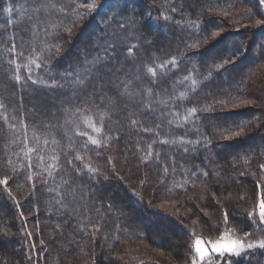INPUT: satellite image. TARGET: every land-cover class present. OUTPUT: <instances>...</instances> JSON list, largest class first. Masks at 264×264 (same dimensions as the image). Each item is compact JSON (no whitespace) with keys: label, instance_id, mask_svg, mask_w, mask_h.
<instances>
[{"label":"trees","instance_id":"obj_1","mask_svg":"<svg viewBox=\"0 0 264 264\" xmlns=\"http://www.w3.org/2000/svg\"><path fill=\"white\" fill-rule=\"evenodd\" d=\"M60 2L68 9V15L61 13L51 19V23L59 27L48 40L59 45V51L53 48L46 61L47 67L39 70L45 78L55 76L69 65L75 67L83 50L113 40L121 46L137 45L133 53L141 62L149 57L164 61L175 56L181 62V74L186 75L184 69L195 65L199 75L204 76L209 63L204 54L223 37L220 47L224 56L238 49L235 62L214 72L208 86L190 93L189 100L184 103L204 106L224 98L228 104L227 107L217 105L215 111L200 112V132L194 131L191 125L172 129L174 136L187 132L192 140L207 137L211 140V150L201 145L198 151L185 154L176 148L168 152L159 143L153 145V149L161 151L162 155L173 156L177 164L175 178L164 183L160 180L161 165L144 163L140 159L147 151L152 134H137L122 127L123 117L121 124H108L106 132L113 137L110 145L98 149L90 145L93 150L84 154V163L101 173L98 181L93 178L91 182L89 174H84L82 183L89 200L87 213L82 210L80 214H56L47 204L54 193L47 192L39 178L28 183L24 179V170L18 168V174L9 172V189L15 200L4 191L5 186L0 185V264H166L163 260L169 264H190L193 233L207 242L229 230L234 238L253 232L257 225L249 212H254L258 220L257 204L264 197V171L259 168L264 158L258 155L259 148L264 145V48L259 46L264 25L255 24L257 19L264 20L259 0H126L124 13L135 17L137 29L132 34L118 30L119 34L115 36L111 30L101 31L96 12L76 7L91 0ZM108 2L115 5L124 0ZM9 3L14 8L11 17L3 12ZM23 3L24 0H0V25H4L0 28V100L6 105L4 111L9 122L17 124V131H20L18 121L21 116L18 105L22 103L27 110L35 103L32 99L34 86L29 83L22 88L8 78L9 35L15 34L18 45L22 35H30L21 31L18 25L7 24L9 18L18 19L15 9ZM209 5L211 11L207 10ZM172 8L177 11H171ZM162 14L168 15L169 20L166 21ZM197 16L201 18V41L213 31L219 32L220 37H209L207 43L189 49L186 43L192 40L186 26L189 19L196 20ZM43 39L41 32L37 47ZM241 43L246 47L241 48ZM25 51L27 54V44ZM27 71L22 67L21 75L25 76ZM175 78V74H170L164 86L171 90V81ZM253 78L256 79L255 87L252 86ZM206 92L214 95L205 99ZM13 116L17 120L13 121ZM137 118L143 120L142 116ZM35 119L39 120V117ZM143 123L154 128L155 120L147 119ZM237 124L245 125L240 136L227 138L228 133L221 135L222 129L227 127L239 131ZM0 129H4L0 132V158L11 156L16 160L12 153L18 149L9 143L14 136L8 132L2 118ZM160 132L162 136L169 135V126L162 127ZM117 136L120 139H116ZM137 141L143 151H137ZM248 149H252V159L245 164L240 156ZM76 164L83 168L79 161ZM203 171L208 173L207 177L202 175ZM186 172H196L197 177L188 179L181 187L178 182L185 180ZM3 178L4 169L0 168V179ZM48 183L54 185L51 179ZM32 184L36 188L30 192ZM93 192L103 199L92 204L90 193Z\"/></svg>","mask_w":264,"mask_h":264},{"label":"snow or ice","instance_id":"obj_2","mask_svg":"<svg viewBox=\"0 0 264 264\" xmlns=\"http://www.w3.org/2000/svg\"><path fill=\"white\" fill-rule=\"evenodd\" d=\"M260 3L264 4V0H260ZM76 7H86L89 12H96L102 26L101 31L111 30L114 36L119 34L118 30L132 34L137 29L135 17L124 13L127 7L126 0L115 5L108 0H104V3H100V0H91L90 3L77 4ZM105 8L108 11H105ZM13 10L11 3L3 8V12L9 17ZM207 10L211 11L212 6L209 5ZM15 11L19 14L18 19L14 21L9 18L7 24L18 25L21 31L30 35L28 37L22 35L19 45L16 43L15 34L9 35L8 78L22 88H26L29 83L34 86L32 99L35 103L27 110H24L22 103L18 105L17 110L21 112V116L18 121L20 131H17V124L9 122V117L4 111L6 105L0 100V118L3 119L8 132L14 136L9 143L18 149L12 153L16 156V160L11 156L0 158V168L4 169V178L0 179V185L5 186L4 191L11 199L15 200V197L9 189L11 177L8 173L18 174L19 168L24 170L26 182L31 183L35 178H39L46 186L47 192L54 193L47 204L56 214H80L82 210L87 213L89 200L82 183L84 174L85 172L89 174L88 178L91 182L93 178L98 181L101 173L90 164L84 163V154L93 150L90 145L97 149L108 147L113 137L106 132V128L113 122L121 124L122 117L125 119V123L121 124L122 127L126 126L128 130L137 134L141 132L152 134L153 138L147 145V151L140 159L144 163L155 162L161 165L159 172L161 183L169 178L174 179L178 168L173 156L167 153L162 155L161 151L153 149V145L159 143L165 146L168 152L176 148L177 151L185 154L191 150L198 151L201 145L211 150V140L207 137L203 140L200 138L192 140L188 138L187 132L180 136L171 135L173 128H187L189 125L194 131L200 132L198 114L215 111L217 105L227 107L228 104L224 98L204 106H187L184 103L189 100L190 93L199 91L202 86H208V82L214 78V72L224 65L234 63L238 51V49L234 50L224 56L220 47L224 38L216 31L209 33L201 41L202 25L199 16L196 20L189 19L187 22L186 29L192 42L186 43V48H197L202 42L207 43L209 37L212 39L220 37V40L204 54L209 61L206 65L208 72L204 76L199 75V69L195 65L184 69L186 75L181 74V62L175 56L164 61L149 57L141 62L133 53L137 45L121 46L113 40L83 50L75 67L69 65L55 76L45 78L39 70L47 67L46 61L50 58L53 48L59 51V45L48 40V37L59 27L58 24L51 23V19L61 13L68 15V9L60 0H24ZM72 11L79 16L74 9ZM171 11L175 12L177 9L172 8ZM162 15L166 21L169 20L168 15ZM255 24L264 25V20L257 19ZM113 25L116 27L113 28ZM2 27L4 25H0V28ZM41 32L44 33V39L37 47L36 43ZM259 46L264 48V33L261 34ZM240 47L245 48L246 45L241 43ZM21 60L26 63L22 64ZM22 67L28 69L25 76L21 75ZM170 74H175L176 77L171 81V90L164 86V81ZM213 95L212 92H206L205 99ZM138 116H142L143 120L154 118V128L145 125L143 120L137 118ZM25 117L31 119L26 121ZM35 117H39V120ZM12 120H17V117L13 116ZM165 125L169 126V135L162 136L160 129ZM244 127L243 124H237L236 128L239 131L232 127L223 128L221 135L228 133L227 138L238 137L244 131ZM0 132H4V129H0ZM85 137L86 139H76ZM116 139L120 137L117 136ZM136 145L138 152L143 151L139 141ZM217 147L221 146L217 145ZM251 152L252 149H248L241 154L240 158L245 164L252 159ZM258 155L264 158V145L259 148ZM169 160L171 163L168 162ZM77 161L83 165V168L77 166ZM180 167L182 168L183 165ZM259 168L264 171V163H261ZM202 175L207 177L208 173L203 171ZM196 177V172H186L185 180L178 182V185L182 187L188 179ZM49 179L54 181V185H49ZM141 183L143 184V181ZM35 188L36 185L32 184L30 192ZM90 195L93 197L92 204H95L96 200L103 199V196L94 192ZM108 207L111 209L112 205L109 204ZM257 208L258 220L254 212H249V217L254 220L257 228L253 232H245L243 237L234 238L229 230L218 233V239L205 242L193 233L195 239L191 246L190 264H240L241 261L244 264H264V197L259 199ZM96 211L99 212L100 209L97 208ZM225 224H227V215H225ZM95 230L99 231V227ZM248 237L252 238L248 239Z\"/></svg>","mask_w":264,"mask_h":264},{"label":"rangeland","instance_id":"obj_3","mask_svg":"<svg viewBox=\"0 0 264 264\" xmlns=\"http://www.w3.org/2000/svg\"><path fill=\"white\" fill-rule=\"evenodd\" d=\"M259 4H260V10L261 12L263 13V16H264V4H261L260 3V0H259ZM256 80V79H255ZM254 78H253V82H252V86L255 87L256 86V82H255ZM87 131H90V130H87ZM227 232V231H226ZM232 233V232H231ZM234 237V236H233ZM206 242V241H205ZM163 260V259H162ZM163 262H165L166 264H169L167 263V261L163 260Z\"/></svg>","mask_w":264,"mask_h":264}]
</instances>
